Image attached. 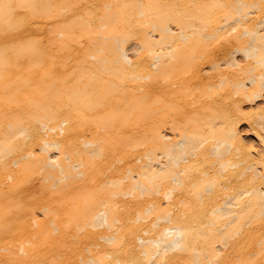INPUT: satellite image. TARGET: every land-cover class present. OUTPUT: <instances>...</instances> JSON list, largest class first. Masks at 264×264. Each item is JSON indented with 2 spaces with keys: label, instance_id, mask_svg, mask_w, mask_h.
Returning <instances> with one entry per match:
<instances>
[{
  "label": "bare ground",
  "instance_id": "obj_1",
  "mask_svg": "<svg viewBox=\"0 0 264 264\" xmlns=\"http://www.w3.org/2000/svg\"><path fill=\"white\" fill-rule=\"evenodd\" d=\"M0 264H264V0H0Z\"/></svg>",
  "mask_w": 264,
  "mask_h": 264
},
{
  "label": "rangeland",
  "instance_id": "obj_2",
  "mask_svg": "<svg viewBox=\"0 0 264 264\" xmlns=\"http://www.w3.org/2000/svg\"><path fill=\"white\" fill-rule=\"evenodd\" d=\"M36 196H38V192H37V194H35Z\"/></svg>",
  "mask_w": 264,
  "mask_h": 264
}]
</instances>
